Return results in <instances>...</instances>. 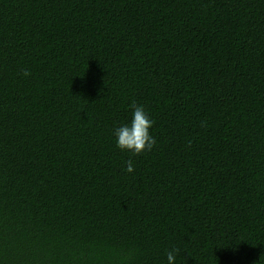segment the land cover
<instances>
[{
	"label": "trees",
	"instance_id": "1",
	"mask_svg": "<svg viewBox=\"0 0 264 264\" xmlns=\"http://www.w3.org/2000/svg\"><path fill=\"white\" fill-rule=\"evenodd\" d=\"M173 250L264 264V0H0V264Z\"/></svg>",
	"mask_w": 264,
	"mask_h": 264
},
{
	"label": "clouds",
	"instance_id": "2",
	"mask_svg": "<svg viewBox=\"0 0 264 264\" xmlns=\"http://www.w3.org/2000/svg\"><path fill=\"white\" fill-rule=\"evenodd\" d=\"M25 75L28 73L26 72ZM130 108L132 112L130 122L116 127L114 136L118 148L140 154L144 150H151L156 143L155 137L149 132L154 122L143 105L133 103ZM126 170L128 172L133 171L131 161L128 162ZM176 252L177 250L168 252L167 264H175Z\"/></svg>",
	"mask_w": 264,
	"mask_h": 264
}]
</instances>
